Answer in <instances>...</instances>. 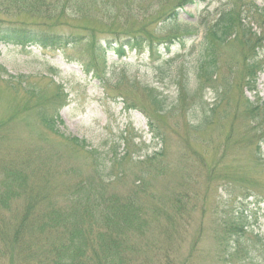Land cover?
I'll use <instances>...</instances> for the list:
<instances>
[{
    "label": "rangeland",
    "instance_id": "rangeland-1",
    "mask_svg": "<svg viewBox=\"0 0 264 264\" xmlns=\"http://www.w3.org/2000/svg\"><path fill=\"white\" fill-rule=\"evenodd\" d=\"M228 1L195 0L180 12V20L213 15ZM254 1L264 8V0ZM193 27L187 25L191 31ZM172 33L170 29L164 35ZM201 33V29L194 33L184 50L164 55L160 65L147 49L125 50L123 55L110 50L100 59L102 68L95 66L91 71L87 68L91 57L76 47L0 44V124H6L0 130L5 135L0 142V163H22L26 159L25 170L33 174V180L72 193L69 188L75 189L78 182H87L91 177V168L86 166L92 161L87 149L98 151V158H105L109 166L116 156L133 157V162H138L160 149L162 144L153 138L149 127V121L154 120L166 135L165 155L149 170L145 181L134 186L135 175L143 171V165L133 164L129 159L111 168L115 179L109 193L117 192L126 199L133 191L143 189L138 193V201L148 211L147 225L143 237L135 242L140 254L134 258H144L153 264H225L216 244L220 234L218 219L230 209L239 210L242 206H246L244 222L250 230L245 245L257 253L263 251L264 200L250 198L243 202L238 196L241 188L251 185L264 199V165L257 166L259 161L253 154L257 143L246 141L243 133L240 135L242 120L234 124L223 120L227 112L222 105L210 128L194 132L189 129L190 121L182 105L175 115L168 112L171 109L168 107L177 104L180 97L173 81L178 55L192 80L193 89L189 88V93L197 87L194 64ZM159 46L162 52L166 51L165 45ZM236 48L237 43L225 46L228 52ZM178 50V45L172 47L173 52ZM19 75L30 76L27 82L36 86L38 95L27 94L18 86ZM12 76L15 81H8ZM14 85L18 92L12 89ZM60 85L64 107L51 97ZM145 87H153L166 97L165 115L151 104ZM211 90L213 87L206 90L208 102L214 96ZM258 90L264 98V72L260 74ZM245 92L253 98V93ZM232 99L240 102V92L235 91ZM52 105L60 107L56 131L46 126L40 114ZM72 138L85 141L87 149L77 147L75 154ZM261 151L264 154V144ZM221 155V165L214 174L223 175L227 184L215 182L212 169L204 163L208 160L213 164ZM248 175L255 184L241 182V177ZM59 200L69 202L65 198ZM23 201L22 196H17L9 201V208L0 209L10 211L9 219L21 210ZM1 241L10 244L2 237ZM244 257L239 255L234 264Z\"/></svg>",
    "mask_w": 264,
    "mask_h": 264
},
{
    "label": "trees",
    "instance_id": "trees-1",
    "mask_svg": "<svg viewBox=\"0 0 264 264\" xmlns=\"http://www.w3.org/2000/svg\"><path fill=\"white\" fill-rule=\"evenodd\" d=\"M194 2L0 0V44L54 49L76 47L91 57L87 65L91 71L95 66L102 68L100 59L105 58L110 50L123 55L126 49H147L159 64L164 55L177 53L181 48L184 50L189 38L201 29L194 64L197 87L189 93V88L193 89L192 80L187 66L180 62L178 55L179 63L173 81L180 97L177 104L168 107L171 108L168 112L175 115V110L182 105L190 121L189 129L200 132L212 126L216 113L223 105V110L227 112L223 120L230 124L242 120L240 135L243 133L246 141L257 143L253 154L256 153L259 161L257 166L264 165L261 151L264 144V98L260 97L258 90L260 74L264 72V8L254 0H230L213 15H199L195 20L181 21L180 12ZM187 25L194 26V31L189 30ZM170 29L174 33L164 35ZM180 31L182 33L178 35ZM233 43H237L236 50L228 52L225 46ZM159 45H165L166 51L162 52ZM175 45L179 46V50L173 52ZM102 62H105L104 59ZM19 76L18 86L27 94L38 95L36 86L27 82L30 76ZM13 78L8 81H15L16 78ZM50 83L55 84L53 81ZM211 87L214 96L208 102L206 90ZM58 88L51 97L58 99L55 103L64 107V98L60 94L62 86ZM145 88L151 104L165 115L166 97L153 87ZM12 89L18 92L15 85ZM235 91L240 92V102L232 99ZM245 91L253 93V98ZM59 106L52 105L51 109L40 112L50 130L57 129ZM192 120L196 123L192 124ZM154 122L150 120L149 127L153 138L162 144L160 149L138 162H133V157L125 159L123 156L120 159L116 156L112 163L116 165L129 159L133 164L143 165V171L135 175V187L145 181L149 170L165 155L166 135ZM5 125V122L1 123L0 130ZM4 138L5 135L0 132V142ZM72 140L75 154L77 147L87 149L85 141ZM86 152L92 160L86 164L91 168V177L87 182H78L75 189L69 188L72 193L33 180V174L25 170L26 159L22 163H0V178L4 177L0 180V208H9V201L17 196L24 198L23 206H19L21 210L9 219L7 215L10 211L0 209V264H153L144 258H134L140 254L135 242L143 237L147 225L148 211H144L145 206L138 201L142 187L126 199L117 192L109 193L108 189L115 179L114 167L109 166L105 158H98V151L87 149ZM222 156H218L213 164L208 160L204 163L212 169L215 182L227 184L223 175L214 174L221 165ZM248 178L249 175L241 177V182L255 184V180L252 182ZM254 189L255 186L245 185L240 189L239 198L243 202L250 198L264 200ZM60 198L70 203L60 201ZM245 210L246 206L239 210L230 209L218 219L220 234L216 244L221 248L225 264H234L241 254L245 257L238 259L239 264H264V250L257 253L245 245V238L250 232L248 223L244 222ZM1 237L10 244H3Z\"/></svg>",
    "mask_w": 264,
    "mask_h": 264
}]
</instances>
